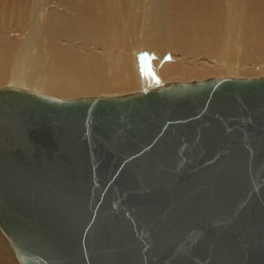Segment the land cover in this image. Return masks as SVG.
Wrapping results in <instances>:
<instances>
[{"label":"water","instance_id":"1","mask_svg":"<svg viewBox=\"0 0 264 264\" xmlns=\"http://www.w3.org/2000/svg\"><path fill=\"white\" fill-rule=\"evenodd\" d=\"M46 100L65 107L0 86V231L20 264H264V119L239 141L88 139L40 133Z\"/></svg>","mask_w":264,"mask_h":264},{"label":"bare ground","instance_id":"2","mask_svg":"<svg viewBox=\"0 0 264 264\" xmlns=\"http://www.w3.org/2000/svg\"><path fill=\"white\" fill-rule=\"evenodd\" d=\"M261 65L264 0H0V86L65 101L41 103L40 133L244 140L264 119V75L173 77ZM0 264H20L1 231Z\"/></svg>","mask_w":264,"mask_h":264},{"label":"rangeland","instance_id":"3","mask_svg":"<svg viewBox=\"0 0 264 264\" xmlns=\"http://www.w3.org/2000/svg\"><path fill=\"white\" fill-rule=\"evenodd\" d=\"M154 59V58H153ZM153 62H154V60H152ZM262 66V65H261ZM253 70V69H252ZM252 70H248V71H246V70H244V71H237V73L236 72H234V74H233V72H230V75H229V72L228 71H226V70H219L218 69V72L216 73V72H213V71H210L209 73L208 72H206V74H204V72L203 73H197V74H194V75H188V76H184V75H182V76H179V78L178 77H173V80H182V81H186L187 79H194V78H198V79H201L202 77H204V79H205V76H206V78H209V77H213L212 75L214 74L215 76L216 75H219V76H232V75H235L236 74V76H240V77H255V76H263L264 75V65L261 67V68H254V70H253V72H252ZM252 72V73H250V72ZM222 72H223V74H222ZM226 72V73H225ZM208 73V74H207ZM202 74H204V76H202ZM227 74V75H226ZM200 75V76H199ZM211 75V76H210ZM182 79H181V78ZM188 77V78H187ZM201 77V78H200ZM171 79V78H170ZM169 78H168V80H170ZM155 84V83H154ZM134 91H136V90H134ZM129 92H132V91H129ZM75 95H78V94H75ZM106 95V94H105Z\"/></svg>","mask_w":264,"mask_h":264}]
</instances>
